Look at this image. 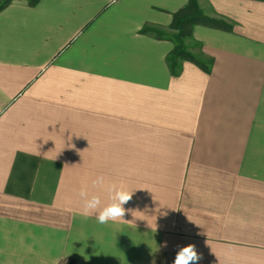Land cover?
<instances>
[{
    "label": "crops",
    "instance_id": "0c3cea01",
    "mask_svg": "<svg viewBox=\"0 0 264 264\" xmlns=\"http://www.w3.org/2000/svg\"><path fill=\"white\" fill-rule=\"evenodd\" d=\"M188 0H13L0 11V264H264V1L199 0L211 73L173 76ZM103 176L102 186L93 181ZM134 191L99 224L79 193ZM167 243V247L163 245Z\"/></svg>",
    "mask_w": 264,
    "mask_h": 264
},
{
    "label": "trees",
    "instance_id": "16d2710c",
    "mask_svg": "<svg viewBox=\"0 0 264 264\" xmlns=\"http://www.w3.org/2000/svg\"><path fill=\"white\" fill-rule=\"evenodd\" d=\"M13 0H0V11L5 9ZM35 6L40 0H26ZM264 1V0H261ZM195 25H205L213 28L232 31L234 22L223 16H211L205 13L199 0H188L187 4L173 13L169 27L146 25L141 32L158 39L172 42L173 48L166 55V63L173 76H178L183 70V63L192 62L206 73H211L214 58L203 51V44L193 34Z\"/></svg>",
    "mask_w": 264,
    "mask_h": 264
},
{
    "label": "clouds",
    "instance_id": "9594fccd",
    "mask_svg": "<svg viewBox=\"0 0 264 264\" xmlns=\"http://www.w3.org/2000/svg\"><path fill=\"white\" fill-rule=\"evenodd\" d=\"M105 182L103 176H99L93 181L94 184L102 186ZM134 191H128L124 187L116 188L114 185L109 189L110 203L101 208V198L99 195L89 196L85 189H81L79 195L83 199V207L85 215L95 214L97 222L101 225L107 224L110 220L117 221L123 220L126 209L124 207L133 196ZM167 247V243L163 245ZM202 259V255L196 251L194 244H188L187 246L179 248L173 264H198V261Z\"/></svg>",
    "mask_w": 264,
    "mask_h": 264
},
{
    "label": "rangeland",
    "instance_id": "374dc122",
    "mask_svg": "<svg viewBox=\"0 0 264 264\" xmlns=\"http://www.w3.org/2000/svg\"><path fill=\"white\" fill-rule=\"evenodd\" d=\"M167 264H171L170 262H167Z\"/></svg>",
    "mask_w": 264,
    "mask_h": 264
}]
</instances>
